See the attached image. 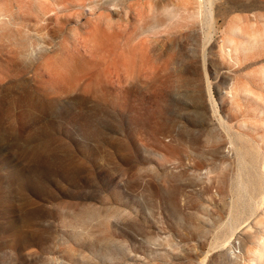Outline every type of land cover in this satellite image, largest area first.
I'll list each match as a JSON object with an SVG mask.
<instances>
[{
  "label": "rangeland",
  "instance_id": "1",
  "mask_svg": "<svg viewBox=\"0 0 264 264\" xmlns=\"http://www.w3.org/2000/svg\"><path fill=\"white\" fill-rule=\"evenodd\" d=\"M263 234L264 0H0V264H249Z\"/></svg>",
  "mask_w": 264,
  "mask_h": 264
},
{
  "label": "bare ground",
  "instance_id": "2",
  "mask_svg": "<svg viewBox=\"0 0 264 264\" xmlns=\"http://www.w3.org/2000/svg\"><path fill=\"white\" fill-rule=\"evenodd\" d=\"M229 52H231V51H229ZM249 264H264V234L258 240L257 249L252 252V257L249 261Z\"/></svg>",
  "mask_w": 264,
  "mask_h": 264
}]
</instances>
